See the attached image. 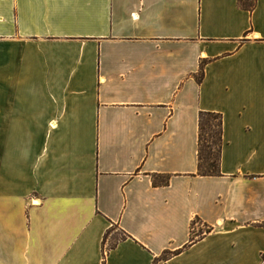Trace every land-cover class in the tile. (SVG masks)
Listing matches in <instances>:
<instances>
[{"label": "crops", "instance_id": "obj_1", "mask_svg": "<svg viewBox=\"0 0 264 264\" xmlns=\"http://www.w3.org/2000/svg\"><path fill=\"white\" fill-rule=\"evenodd\" d=\"M200 111L220 176L196 175ZM262 255L264 0H0V264Z\"/></svg>", "mask_w": 264, "mask_h": 264}, {"label": "trees", "instance_id": "obj_2", "mask_svg": "<svg viewBox=\"0 0 264 264\" xmlns=\"http://www.w3.org/2000/svg\"><path fill=\"white\" fill-rule=\"evenodd\" d=\"M256 0H238L239 6L247 10H252ZM202 75V64L197 75V81H200ZM198 163L196 175L201 176H220V158L223 145L222 139V116L220 113L211 111H200L198 115ZM153 184H167L169 177L153 175ZM197 219V218H196ZM198 220V219H197ZM113 227L107 230L103 237V244L108 239ZM209 229L206 230L208 232ZM119 234H113L112 241L109 244L113 248L120 240L126 239L127 235L123 231ZM202 231L199 236H201ZM195 239L191 236L190 242ZM163 257H166L165 255ZM264 257V255H262ZM102 264H105L104 260Z\"/></svg>", "mask_w": 264, "mask_h": 264}, {"label": "rangeland", "instance_id": "obj_3", "mask_svg": "<svg viewBox=\"0 0 264 264\" xmlns=\"http://www.w3.org/2000/svg\"><path fill=\"white\" fill-rule=\"evenodd\" d=\"M198 226H199V225H198ZM207 229H208V228H207L206 226L203 228V230H199V232H197V231H196L197 229H195L194 232H193V238L195 239L196 237H198L197 235H199L201 231H205V230H207ZM119 233H120V232L117 231V234H119ZM111 241H112V239H110L109 244H110ZM263 260H264V257H263Z\"/></svg>", "mask_w": 264, "mask_h": 264}, {"label": "built area", "instance_id": "obj_4", "mask_svg": "<svg viewBox=\"0 0 264 264\" xmlns=\"http://www.w3.org/2000/svg\"><path fill=\"white\" fill-rule=\"evenodd\" d=\"M195 225H199V229L197 230V232H199V230H203V228L205 227V225L204 224H202L201 222L199 223V222H193V225H192V230L194 229V226ZM193 232H194V230H193ZM203 232H206V230L205 231H202V234H203Z\"/></svg>", "mask_w": 264, "mask_h": 264}]
</instances>
